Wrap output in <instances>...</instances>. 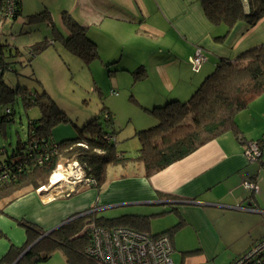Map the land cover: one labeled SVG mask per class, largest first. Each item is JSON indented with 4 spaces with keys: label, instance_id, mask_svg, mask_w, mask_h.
<instances>
[{
    "label": "crops",
    "instance_id": "crops-1",
    "mask_svg": "<svg viewBox=\"0 0 264 264\" xmlns=\"http://www.w3.org/2000/svg\"><path fill=\"white\" fill-rule=\"evenodd\" d=\"M61 5V12L67 11L86 28L101 60L127 74L134 90L132 101L138 106L161 105L172 97L188 99L220 57L235 58L264 42V16L251 26L239 20L227 30L223 23L207 19L199 0H61ZM22 6L21 0V10ZM248 10L245 1L244 12ZM62 32L67 34L64 27ZM197 47L206 60L195 71L190 61ZM139 65L146 74L135 79L130 72ZM119 103L122 98L107 107L112 122ZM151 118L139 119L138 127L153 124ZM235 120L245 141L262 139L263 144L264 92ZM63 126L53 129V137L65 132ZM232 134H220L149 177L143 176L137 162L110 165L129 172L113 169L109 177L108 165L100 192L87 185L73 194L74 187L52 197L26 191L5 206L0 229L17 246L26 240L17 220L54 228L92 205L96 211L124 207L120 215L150 216L151 233L173 229V264H214L221 255L229 264L264 236V152L263 161H247L245 143ZM114 137L118 141L116 133ZM119 143V150L125 152L126 142ZM244 179L256 183L258 191L245 189ZM6 244L0 245V251Z\"/></svg>",
    "mask_w": 264,
    "mask_h": 264
},
{
    "label": "trees",
    "instance_id": "trees-1",
    "mask_svg": "<svg viewBox=\"0 0 264 264\" xmlns=\"http://www.w3.org/2000/svg\"><path fill=\"white\" fill-rule=\"evenodd\" d=\"M199 1L207 19L214 24L223 23L227 30L239 20L251 26L264 16V0H246L248 13L244 12L243 0ZM13 6L15 10L11 19H16L22 12L21 0H14ZM40 15H44L52 25L46 9L30 15L29 18L34 20ZM60 16L67 34L62 35L61 32L54 31V38L62 40L63 45L85 63L99 59L96 45L88 37L86 28L77 23L67 11H62ZM51 43L52 39L45 40L41 46L34 47L33 52L36 54ZM0 50V65L2 68L10 69L4 62L2 48ZM5 69L4 72L7 70ZM130 73L135 79L146 74L142 65ZM263 92L264 42L249 47L235 58L220 57L213 70L204 76L188 99L179 100L172 97L161 105L152 107L139 105L155 118V123L135 132L139 146L135 155L129 156L117 149L115 140L106 139L108 135L116 133L106 106L102 108L101 114L81 127L75 126V133L71 137L55 140L53 129L59 124L69 123L70 120L58 108L52 97L45 90L27 94L21 88L9 89L1 78L0 108L20 93L24 106L37 107L40 115L28 119L26 140L18 139L10 153L4 147L0 149L5 154L3 159H0V174H6V177L0 180V215L4 213L5 206L20 195L16 194L18 191L26 187L29 188L27 191H36L45 185L60 158L77 161L83 166L86 178L93 180L78 183L70 191V194H73L82 185L100 192L108 165L137 162L142 165L143 176L149 177L227 131H231L232 135L245 145L252 141L258 143L263 155L262 139L245 141L235 120L236 115ZM8 108L9 113L5 109L0 111L2 128L5 122L12 120L13 110ZM102 116L104 123L101 120ZM260 160L263 161L261 158ZM94 207L96 206L92 205L84 212ZM96 212L95 210L83 215L79 213L71 215L70 220L42 236L16 264H41L57 249L61 250L67 264H97L85 253V248L90 243L93 225L105 228L124 226L153 236L166 233L172 236L174 232L170 229L161 233H151L148 227L150 216L124 214L105 217ZM17 223L24 228L26 240L20 246L10 243L8 250L0 258V264H11L24 249L47 231L25 219L17 220ZM173 228H177V225ZM2 236L4 234L0 229V238Z\"/></svg>",
    "mask_w": 264,
    "mask_h": 264
},
{
    "label": "rangeland",
    "instance_id": "rangeland-1",
    "mask_svg": "<svg viewBox=\"0 0 264 264\" xmlns=\"http://www.w3.org/2000/svg\"><path fill=\"white\" fill-rule=\"evenodd\" d=\"M22 5V12L16 19H8L0 23V45L3 50V59L10 67L2 75L3 83L9 89H24L27 94L45 90L52 97L58 108L70 120L69 123L63 124L65 132L62 135L58 137H56L57 134L54 135L53 138L57 140L72 136L75 133V126L81 127L101 114L102 108L104 106L109 107L111 101L122 98L123 103H119L113 114V127L118 138V141H115L116 147L118 150L122 148L117 144L124 140L127 145V148L123 149L125 153L129 156L135 155L139 146L135 132L152 125L151 123L146 127H138L140 124L139 119H142L143 122L144 118L152 119V116L132 101L131 95L133 96L134 90L127 74L119 71V67L115 68L112 63L106 64L101 58L85 63L75 53L66 48L62 40L54 38V31L63 34L60 16L63 8L61 0H22ZM45 9L50 14L52 25L48 23L44 15L30 20V15L40 13ZM51 39L53 43L37 51L36 54L33 52L34 47L41 46L43 41ZM111 90L116 91L117 94L112 93ZM23 101L21 94L17 93L12 101L1 105L0 108V111H2L8 106L13 110L12 120L5 122L3 128L0 126V149L4 147L8 153L15 147L18 139L26 140L28 119L37 118L40 115L37 107L26 108ZM101 120L104 123L103 116ZM154 122L155 120L153 124ZM4 156L5 154L0 150V159H3ZM68 163H72V160L60 158L56 167L62 171ZM113 169H116L119 173L129 172V169H123L121 166L109 165V177L113 175ZM50 176L48 177L49 185L52 181ZM49 185L47 179L44 186L46 188ZM55 186L50 187L52 189L49 195L48 192L42 193V195L52 197L58 193V190L62 191L61 189H55ZM68 189L63 192H67ZM27 190H29L28 187L23 188L16 194H21ZM123 208H106L96 213L103 216H118L125 212L122 210ZM17 226L24 229L20 225ZM39 226L43 230L51 228L46 224L44 225V222ZM8 236L6 234L0 238V245L4 242L7 243L0 254L12 243ZM17 244V246H20L22 240ZM216 258L214 264H225L227 262L222 255ZM41 264L67 263L61 250L57 249Z\"/></svg>",
    "mask_w": 264,
    "mask_h": 264
},
{
    "label": "built area",
    "instance_id": "built-area-1",
    "mask_svg": "<svg viewBox=\"0 0 264 264\" xmlns=\"http://www.w3.org/2000/svg\"><path fill=\"white\" fill-rule=\"evenodd\" d=\"M246 0H243V3ZM14 0H0V23L4 20L13 18ZM1 37V29H0ZM2 46L0 45V49ZM1 52V50H0ZM206 57L200 47L191 58V65L193 70H198L200 65L205 62ZM4 69L0 65V80L4 73ZM6 69H9L8 67ZM5 69V70H6ZM112 93L117 94L116 91L111 90ZM9 113V108L5 109ZM106 139L115 140L114 135H108ZM245 147V159L247 161H255L262 157V150L258 143L252 141L248 142ZM64 166V165H62ZM6 174H0V180L4 179ZM51 185H49L48 178V195L52 185H56L55 189H61L63 192L67 188L72 189L78 183L92 182L90 178H86L83 166L77 161L68 163L59 170L55 167L51 174ZM242 186L251 191L257 192L258 186L251 180L244 179ZM40 188H45L41 186ZM39 188V189H40ZM38 189V190H39ZM68 189V191H69ZM94 207L85 211L89 213L95 211ZM173 252L172 239L169 234L153 236L147 232L135 230L129 227L117 226L112 228H105L101 226H92L90 243L85 248V253L97 264H173L171 253ZM229 264H264V236L256 242L252 243L243 254L236 256Z\"/></svg>",
    "mask_w": 264,
    "mask_h": 264
},
{
    "label": "water",
    "instance_id": "water-1",
    "mask_svg": "<svg viewBox=\"0 0 264 264\" xmlns=\"http://www.w3.org/2000/svg\"><path fill=\"white\" fill-rule=\"evenodd\" d=\"M48 192V189H46V188H40L39 190H38V193L39 194H42V193H47ZM80 215H83V214H85V212H81V213H79ZM72 217H69L68 219H66L65 221H63L62 223H60L59 225H57L56 227H54V228H51V229H49V230H47L45 233H43L40 237H38L35 241H33L26 249H24L21 253H20V255H18V257L11 263V264H16L17 263V261L25 254V252L29 249V248H31L36 242H38V240L42 237V236H45L46 234H48V233H50L52 230H54L55 228H57V227H59V226H61L62 224H64L65 222H67L68 220H70Z\"/></svg>",
    "mask_w": 264,
    "mask_h": 264
}]
</instances>
